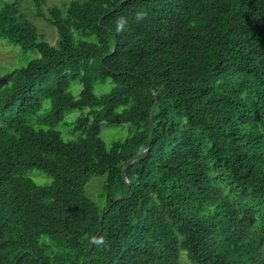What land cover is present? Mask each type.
<instances>
[{"label":"trees","instance_id":"trees-1","mask_svg":"<svg viewBox=\"0 0 264 264\" xmlns=\"http://www.w3.org/2000/svg\"><path fill=\"white\" fill-rule=\"evenodd\" d=\"M43 5L0 0V39L38 53L0 76V264H264V0ZM103 123L128 127L109 151Z\"/></svg>","mask_w":264,"mask_h":264},{"label":"rangeland","instance_id":"rangeland-1","mask_svg":"<svg viewBox=\"0 0 264 264\" xmlns=\"http://www.w3.org/2000/svg\"><path fill=\"white\" fill-rule=\"evenodd\" d=\"M65 1L66 0H44L46 5H43L42 8L45 10L49 5L57 6L59 4H63ZM22 7L28 8L25 4H22ZM32 22L39 31L40 38L44 42H47L51 46L55 47L58 40L55 29L41 20L34 19ZM37 57L38 53L34 50H23L15 43L5 39H0V76L6 72L26 66L31 60ZM100 84V82L94 83V93L96 95L107 93L110 90L111 84L109 80L106 81L104 89H100ZM70 91L74 96H77L80 91V86L73 83L70 87ZM46 105L47 104H45V108ZM44 110L45 109L40 112L39 116L45 114ZM80 113L81 110H68L65 112L63 122L56 127L58 131L66 135L63 137L64 139L70 137L68 134L74 130L76 118L80 115ZM127 130V126H109L103 123L100 125L99 136L104 142L105 148L109 151L114 141L122 140L127 136ZM26 176L36 184L40 185L49 184L52 181L51 177L37 170L29 171ZM104 180L105 178L102 176H93L84 188L86 196L93 202H96L101 209L104 207V204L98 195H100L102 191Z\"/></svg>","mask_w":264,"mask_h":264},{"label":"water","instance_id":"water-1","mask_svg":"<svg viewBox=\"0 0 264 264\" xmlns=\"http://www.w3.org/2000/svg\"><path fill=\"white\" fill-rule=\"evenodd\" d=\"M155 106H156V103H155V105H154V107H153V109H152L151 115H150V142L152 141V134H153L152 116H153V111H154ZM147 151H148V150H147ZM147 151L142 152L141 154L137 155L135 158L129 160V161L127 162V165H126V166L124 167V169H123V173H125V170H126V167H127V166L131 165L133 162H135L138 158H140V157H141L144 153H146ZM101 222H102V218H101V220H100V223H101Z\"/></svg>","mask_w":264,"mask_h":264}]
</instances>
